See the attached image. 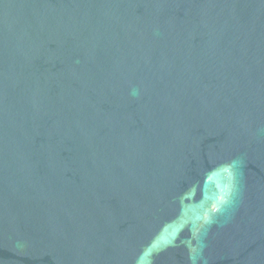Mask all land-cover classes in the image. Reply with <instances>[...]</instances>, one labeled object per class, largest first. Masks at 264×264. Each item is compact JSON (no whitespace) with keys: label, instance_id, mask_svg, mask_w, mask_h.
<instances>
[{"label":"water","instance_id":"95a60500","mask_svg":"<svg viewBox=\"0 0 264 264\" xmlns=\"http://www.w3.org/2000/svg\"><path fill=\"white\" fill-rule=\"evenodd\" d=\"M0 264H264V0H0Z\"/></svg>","mask_w":264,"mask_h":264}]
</instances>
